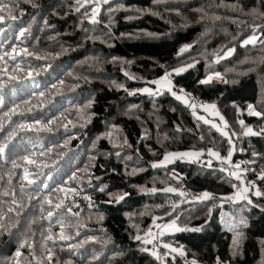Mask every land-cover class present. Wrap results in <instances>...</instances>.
<instances>
[{
  "label": "trees",
  "instance_id": "1",
  "mask_svg": "<svg viewBox=\"0 0 264 264\" xmlns=\"http://www.w3.org/2000/svg\"><path fill=\"white\" fill-rule=\"evenodd\" d=\"M74 2L72 0V4ZM32 3L37 7L33 8ZM72 4L70 0H31V3L19 0L11 9L15 19L7 18L5 14V21L0 23V55L10 52L13 47L18 50L28 47L29 52L34 53L33 56L17 55L16 61L8 57L0 61V99L4 102L0 107V124L3 125L0 144L5 142L9 129L15 128L16 131L5 154L0 157V176H3V180H0V211L6 212L11 204V197L2 195L5 191H15L17 203L24 204L19 215L13 212L7 221L0 220V224L9 226V231L0 235V258L8 260L14 256L17 233L21 229L27 230L26 224L33 218L39 221L31 225L32 231L37 234L41 226L48 223L39 218L46 216L49 206L45 205L41 214L40 202L27 201L30 190L20 192L24 167L28 168L30 178L35 181L32 188L42 184L52 188L72 187L69 177L87 165L90 156L100 153L90 169L91 183L106 185L109 193L128 195L118 203H110L111 197L104 192L85 187L88 177L83 178L78 190L83 188L84 193L90 194L94 206L87 208L80 197L64 200L65 206L76 200L79 208L74 207L73 212L83 211L79 217H75L62 208L56 211L53 219L63 214L66 222L79 219L86 227L66 228L67 235L77 230L81 233L75 239L58 240L55 247L52 242L47 243L54 252L51 264H65L68 260L71 264H161L150 255L154 242L145 244L135 240L134 235L146 237L147 230L155 227L153 216H163L158 220L168 222L171 219L166 215L169 201L179 206L178 225L187 228L206 226L200 232L183 231L158 237L157 251L161 255L167 251L162 247L163 243L183 248L187 254L185 258L171 254L163 264H184V259L191 261L193 258L199 264H217L218 259L222 264H264V211H261V207H264V181L257 177L264 169V136L242 135L244 129L238 123L244 120L245 125L254 132L264 127V119L250 116L247 112L249 105L257 110L264 108V61L251 63L264 53L252 45L239 46L245 36L264 27V18L245 14L253 6L258 7L259 0H178L171 3L110 0V5H101L97 17L100 23L97 25H91L88 20L81 24L80 13L74 10ZM109 6L115 11H108ZM233 7L243 11H232ZM201 8L207 12V16L202 17L196 11ZM138 9L141 11H136ZM173 9H179V14ZM129 16L133 19H128ZM229 18L243 23H233ZM109 20L112 21L110 26ZM28 27L31 35L26 32L25 37L21 38L19 31ZM84 28L96 30L85 33ZM259 35L264 38V31H260ZM86 36L99 38L85 39ZM236 36L239 39L234 40ZM21 39L25 43L22 44ZM234 45L236 50L233 55L217 62L214 53ZM182 48L187 50L181 52ZM63 49H67V52L58 58L44 59L49 53H58ZM35 55H40L42 59L36 60ZM113 58H116V62H112ZM85 60H88L87 64L81 63ZM143 62H151L161 71H141L139 65ZM17 64L19 69L15 67ZM191 64L195 66L172 76L177 88L183 89L189 96L199 97L207 104H216L228 124L229 135L233 131L237 133L233 137L237 151L232 155L230 165L242 162L248 167L246 161H255L250 166L254 171L244 174V184L249 187L247 195L257 207L241 213L248 223L240 230L237 248L233 247L235 237L225 223L238 216L236 210L243 201L214 204L210 216L206 215L205 203L211 204V201L185 202L203 192L217 198L233 195L236 190L232 184L240 182L228 171L219 170L225 169L222 166L225 164L213 161L209 168L204 162L180 160L164 168L150 167L152 162L161 161L164 154L173 152L204 151L205 157H208L207 150L211 149L226 157L228 144L222 141L227 138L211 124L195 117L192 109L167 92L150 98L146 94L129 95L124 91V88L129 91L140 89L147 81L163 75L165 69L172 71ZM4 68H7V73L3 71ZM125 72L133 78L125 76ZM216 72L224 77L222 82L213 78L208 84L200 83ZM69 74L87 76L88 80L85 82L81 79L79 86L73 89L70 85L76 81ZM12 76L16 79H11ZM61 80L65 81L63 85L59 83ZM225 80L228 82L225 83ZM113 81L115 85L124 87H116ZM53 83L57 84V89L52 88ZM41 92L44 93L43 97L39 96ZM90 99L92 107L87 110L90 122L86 126L73 128L69 125L65 129L52 125L53 131L43 130L48 119L69 111L75 112ZM17 105V113L23 115L11 116L9 123L4 112ZM34 118H38L41 125H36ZM69 118L74 119L72 116ZM19 123L31 125L32 130L19 129L16 127ZM37 127L41 130L36 131ZM105 136L108 138L105 139ZM200 136L204 137L203 141ZM23 156L37 161L39 167L26 165L21 159ZM128 156L132 158L128 159ZM12 161H16L20 167L13 169ZM141 167L147 170L129 174L133 168ZM9 172L13 176L11 185L8 183ZM173 172L177 179L172 178ZM79 175L84 177L82 172ZM23 183L27 185V181ZM255 186L261 191V197L252 194ZM140 187H173L187 195L142 193ZM40 191L44 193L45 189L41 187ZM60 196L63 198V194ZM53 201L59 202L56 197H53ZM157 205L162 207L158 208ZM100 216L103 219H98ZM185 218L188 221L186 224L182 223ZM59 231L60 225L55 224L52 233L55 235ZM90 237H95L97 242L85 243L77 248L69 247ZM145 248L147 252L143 251ZM21 251L24 255L19 258L20 264H36V259L46 256V252L37 251L36 257H33L27 248ZM97 256L99 258L95 259ZM43 264H49V261L44 259Z\"/></svg>",
  "mask_w": 264,
  "mask_h": 264
},
{
  "label": "snow or ice",
  "instance_id": "2",
  "mask_svg": "<svg viewBox=\"0 0 264 264\" xmlns=\"http://www.w3.org/2000/svg\"><path fill=\"white\" fill-rule=\"evenodd\" d=\"M19 0H0V23H3L7 18L9 19H15V16L12 15L11 9L15 7L18 4ZM25 3H31V0H24ZM157 3H162V2H178V0H156ZM70 4H72V0H70ZM110 5V0H75L74 4H72V7L74 10L78 13H80V22L81 24L85 21L88 20L91 25H97L100 23V21L97 19L101 12V5ZM32 7L35 8L37 5L35 3H32ZM84 9V11L81 12V9ZM232 11H243L241 9H237L233 7L231 9ZM108 11H115V9H112L111 6H109ZM136 11H141V10H136ZM173 11H176L177 14H179V9H173ZM196 11L200 12L203 16H207V12L201 8L197 9ZM156 14V13H153ZM250 16L254 17H260L264 18V0H259V6H253L251 10H249L247 13H245ZM220 17H215V19H219ZM128 19H133V17L129 16ZM233 23H243V21H239L235 18H229ZM111 20H109V25H111ZM262 23H264V19H262ZM45 26H47V22H44ZM95 28H84L83 31L85 33H89L92 31H95ZM260 31H264V27H261L258 31L251 32L248 36H245L244 39L240 41L239 46L246 47L248 45H252L254 47H257L262 53H264V38H261L259 35ZM28 32L29 35L30 33V27L28 28H23L19 31V36L21 38L25 37V33ZM49 38H54V37H49ZM99 37H93V36H86L85 39H98ZM233 39H239L238 36L233 37ZM21 43H25L24 39H21ZM111 46V45H109ZM186 48H182L180 51L184 52L186 51ZM236 50V46L234 45L231 48H221L218 50L217 53H214L215 58L217 62L221 59H225L227 57H230L233 55V53ZM67 52V49H63L61 52L58 53H49L46 57H44L45 60H48L50 58H58L60 55L64 54ZM223 53V55H221ZM17 55H23V56H33L34 53L29 52L28 47H24L22 49H17L13 47L10 52H4L2 55H0V61H4L5 57H8V59L12 61H16ZM34 58L36 60H41L42 57L40 55H35ZM92 59V58H89ZM259 61H264V55L260 56L259 58H254L251 63H256ZM112 62H116V58H113ZM248 62V61H246ZM83 64H87L88 60H85L81 62ZM50 66V64L48 65ZM194 64L187 65L186 67H178L173 69L172 71H169L168 69H165L164 71V76L158 80L154 81H148V84H155L157 87L155 90L151 87H144L141 89H138L136 91H129L128 89L124 88V91L127 92L129 95H136L137 93L141 94H146L150 98H155L158 96H162L165 94V91L173 96L177 101H181L186 107L190 108L193 110V114H195V109L198 106V102L196 103H189V94H186L183 89L179 90H174V85L171 82L172 76L179 75L187 70V67H194ZM16 69H19V64H17ZM99 70V69H97ZM251 70V69H249ZM3 71L7 73V68H4ZM27 75H31V73H26ZM125 76H127L129 79H132L133 77L129 76L127 72L124 73ZM72 76V79L76 81V83L70 85L71 88L75 89L76 87L79 86V81L83 79L85 82H87L88 77L87 76H78L74 74H69ZM11 79H16L15 76L10 77ZM213 78L216 79H224L221 73L216 72L213 75H208L206 79H203L200 81L201 84H208L211 82ZM228 81L225 80V83ZM235 82V81H233ZM61 85L65 83L64 80L59 81ZM115 85V81L112 82ZM118 88H123V85H115ZM53 89H57V84L53 83L52 84ZM59 91V89H58ZM179 93V94H178ZM40 97L44 96V93L41 92L39 94ZM26 103H28L26 101ZM4 104L3 100L0 99V107H2ZM200 107H203L205 111H208L209 109L212 110L214 115H219L218 110L216 109L215 104H202L199 105ZM19 106L17 105L16 107L10 108L7 111L4 112V115L9 118L8 122L11 123V116L13 115H23V113H17V108ZM92 107V100L90 99L87 103H85L82 107H79L75 110V112H67V113H62L61 116L55 117L48 119L47 125L43 127L44 131L51 132L53 131V128L51 127L52 125H57V127H64L65 129L68 128L69 125H71L73 128H75L77 125L80 127L86 126L87 123L90 122V118L87 115V110ZM248 115L250 116H255L261 119H264V108L257 110L254 108L252 105H249L247 109ZM72 116L74 119H70L69 117ZM220 119L223 121V117L221 116ZM35 124L36 125H41V121L38 118H34ZM60 121L58 124L57 122ZM204 123H209V121L205 120ZM239 125L243 127L244 131L242 135H261L264 136V127L260 128L258 131L254 132L251 127H248L245 125L244 120H239ZM21 130H32V126L24 123H19L16 125ZM212 127L218 128L219 126L216 125L215 123L212 124ZM223 127H227V122L224 121ZM36 131H40L41 128L37 127L35 129ZM0 131H3V125L0 124ZM179 131V129H177ZM6 135V140L3 144H0V157H2L5 154L6 149L8 148V143L11 142V140L14 138L16 135L15 128L9 129V131L5 134ZM222 136L226 137V142L228 144V149H227V156L226 157H221L218 151H213L211 149L207 150V155L209 157H214L217 160H220L221 164L225 163H231V157L232 155L237 151V145L233 143V137L237 135L235 131L232 132L231 135L227 131H224L221 133ZM105 139L108 137L105 136ZM167 139V137H165ZM204 137L200 136V140L203 141ZM67 141L65 142V147L67 146ZM163 146V145H162ZM93 148H95V143H93ZM48 151H51V149H48ZM100 153H94L92 156L89 157V162L87 165H85L82 169L79 170V172H74L70 177L69 180L73 183L72 187H68L67 185L65 187H58V188H52L48 184H42L38 185L35 188H32L31 186L35 183L33 179L30 178V173L28 171L27 167H24V172L23 175L20 178V192L24 193L26 189L30 190L31 194L27 195V201L31 203L33 200H36L40 202V208L39 211L41 214L44 213V206L47 205L49 206V210L47 211L46 216L41 215L39 219L46 220L48 223L47 225H42L41 229L39 230V234L37 232H33L31 225L32 224H37L39 221L37 218H33L29 223L26 224V229H21L17 233L16 236V244L17 248L14 253V256L10 257L8 260L0 258V264H20L19 258L24 255V252H22V249H29V255L36 257V252H46V256H42L41 258L36 259V264H43L44 259L49 261V264L53 261V248L48 247L47 243L50 241L52 242L53 247L56 246L57 241H69L71 239H75L76 237H79L81 233L77 230L74 232L72 235H67L66 234V228L68 227H73L76 229L86 227V224L82 223L79 219L77 220H68L67 222L65 221V216L63 214L56 216L55 220L53 219L56 211L64 208L67 213H71L75 217L80 216V212L83 211V209H80V211L73 212V208H79V203L76 202V200H72L71 203L68 206H65L64 200L68 199L69 197H80L83 201L86 202L85 206L87 208H91L94 206L93 201L91 200V195L88 193H84L83 188H79L78 186L80 185L81 181L83 178L88 177V182L85 185L87 188H91L93 191H99V192H104L105 195H108L111 197L109 202H120L126 198L128 195L127 193H120V194H113L107 192V186L106 185H93L91 183V178H90V169L91 167H94L93 161L95 160L96 155H99ZM155 155V153H153ZM204 151H193V152H173V153H166L163 155V159L159 162H152L150 167L153 169L157 168H164L166 167L167 164L169 163H174L177 160H186L191 158L192 162H196L200 159V157L204 156ZM119 155V153H117ZM131 156H128V159H131ZM25 161L26 165H36L39 167L37 164V161L32 159L29 156H23L21 157ZM139 159V158H138ZM255 163L254 160H249L246 161L245 164L248 165V167L244 168L243 171H254L250 166ZM12 167L13 169L20 167V165L16 161H12ZM207 167L211 168L212 167V160L209 159L207 161ZM240 164H233L232 168L229 169V174L231 176L235 177V180L239 181L240 184L244 183V180L242 179V175L240 172L234 171L233 169H240ZM147 169L144 167H141L139 169L133 168L132 172L129 174H135L137 171H146ZM215 170V169H213ZM221 172L225 171L224 168L219 169ZM83 173L84 177H81L79 173ZM257 177L260 181H264V169H262L258 174ZM172 178L177 179L176 174L173 172L172 173ZM13 176L12 173H8V183L11 185ZM50 179V177H49ZM98 179V178H97ZM0 180H3V176H0ZM27 181V185H25L23 182ZM161 183H165L162 181ZM251 183V182H249ZM240 184H232V187L236 190L233 195H226L224 197H214L208 192H203L199 195L192 196L191 201H185L187 202H196L199 201L201 203L211 201L212 203H205V209H206V215L210 216L211 215V208L214 204H217L219 202H227L229 204L236 203L238 201H243L244 203L241 204V206L236 210L238 213V216L234 219H231L225 223V227L232 232L233 236L235 237L232 241L233 247L237 248L239 246V237L241 236V229L244 227H247V219L245 218L244 215H241V213H244L245 211H251L253 207H257V204L253 202L251 198L247 195V193L250 191L249 187H240ZM41 187L45 189L44 193H41L40 189ZM139 191L142 193H149V194H156L158 192H163V193H177L179 196H186L187 193L184 191H179L177 192L176 188L173 187H164L163 189H157L156 187L152 188H146V187H140ZM84 193L83 195H81ZM60 194H63V198H61ZM252 194L255 197H261L262 193L258 189H252ZM3 196L11 197V204L7 208L6 212L0 211V220L7 221L9 219V215L15 212L17 215H19L20 209L24 208V204H19L17 203L16 199V192L15 191H5ZM53 197H56V199L59 202L54 203ZM170 207L168 208L166 215L171 217V219L164 223L163 225H156L155 221L157 219H163V216L156 217L153 216V225L155 227L161 228V231L155 235L152 233V229L149 228L146 233V237H142L139 234L134 235V239L137 241H141L145 244H149L152 242L153 239H156L158 236L164 235L165 232H183V231H192V232H200L206 225H201L197 226L194 228H187L178 225L177 221L180 219V212L177 211L178 205L172 203L169 201ZM14 206V207H13ZM222 206V203L220 204ZM156 207H162L161 205H157ZM261 211H264V207H261ZM143 214V213H142ZM131 218V217H130ZM98 219H103L102 216H100ZM187 218L182 222L186 224ZM55 224L60 225V231L57 234L52 233V227L55 226ZM138 230V229H137ZM9 231V226L4 223L0 224V235H2L4 232ZM139 231V230H138ZM96 243L97 240L95 237H90V238H85L83 239L79 244L76 245H69L71 248H77V247H82L83 244L85 243ZM106 243V242H105ZM162 247L167 249V251L161 255L157 251V245L153 244L152 250L150 252V255L152 257H155L157 261H161V264H163L165 258L170 256L171 254H176L181 258L186 257V253L183 250V248L180 247H173L170 243H163ZM63 250V248L61 249ZM143 251H148V249H143ZM235 254V253H234ZM99 257H95V259H98ZM173 259L176 258V256H172ZM58 264V262H57ZM65 264H71V261H65ZM185 264H196L195 259L193 258L191 261L185 260ZM217 264H222V262L217 260Z\"/></svg>",
  "mask_w": 264,
  "mask_h": 264
},
{
  "label": "rangeland",
  "instance_id": "3",
  "mask_svg": "<svg viewBox=\"0 0 264 264\" xmlns=\"http://www.w3.org/2000/svg\"><path fill=\"white\" fill-rule=\"evenodd\" d=\"M139 69L141 70V71H149V72H153V73H156V72H159V71H161V68L159 67V66H157V65H155V64H153V63H151V62H143V63H141L140 65H139ZM184 73V72H183ZM182 74V73H181ZM164 76V74L163 75H161V76H159V77H157L156 79H153V80H149V81H154V80H158V79H160V78H162ZM215 80V79H214ZM215 81H217V80H215ZM148 82V81H147ZM146 82V84H144L143 86H141L140 87V89L141 88H144V87H151V88H153V90H155L156 89V85L155 84H148ZM171 82H172V84L174 85V90H179L178 88H177V86H176V84L174 83V80H173V77L171 78ZM217 82H219V81H217ZM166 92V91H165ZM179 94V93H178ZM204 101V100H203ZM205 102V101H204ZM205 104H207V102H205ZM208 104H214V103H208ZM216 105V104H215ZM216 109L218 110V107H217V105H216ZM193 111V110H192ZM218 113H219V115H214L213 114V112H212V110L211 109H209L208 111H205L204 110V108L203 107H200V106H197V108L195 109V117H197L198 119H200V120H202V121H205V120H207V121H209V123L208 124H213V123H215L216 125H218L219 127L218 128H216L217 130H219L221 133L222 132H224V131H227V127H223V125H224V121H226L225 119H224V117H223V115L219 112V110H218ZM223 117V121L220 119V117ZM227 126H228V124H227ZM182 152H193V151H182ZM209 159H211L212 160V162L213 161H217V162H219L220 160H217V159H215L214 157H205V155L204 156H202V157H200V159L198 160L199 162H204V163H207L206 161H208ZM185 161H188V162H191L192 161V159L191 158H189V159H186ZM177 162L179 163L180 162V160H177ZM235 164H240V169H233L234 171H237V172H240L241 173V175H242V179L245 181V177H244V174H246L247 172H244L243 171V169L244 168H246L245 166H244V164L242 163V162H237V163H235ZM222 166H225L226 168H225V170L226 171H228L229 169H231L232 168V165H230V163H225V165H222ZM229 172V171H228ZM234 177V176H233ZM235 178V177H234ZM243 187H248V186H246L244 183L242 184V188ZM255 189H257V186H255ZM239 202V201H238ZM164 223H166V222H160L158 219L155 221V224L156 225H163ZM157 228V230L158 231H153L152 230V233H153V235H155V234H157V233H159L160 231H161V228H159V227H156ZM173 233H178V232H171V231H169V232H165L164 234H173ZM159 238L161 237V236H158ZM156 238V239H159V238ZM156 239H153L152 240V242L151 243H149V244H152ZM196 264H199V263H196Z\"/></svg>",
  "mask_w": 264,
  "mask_h": 264
},
{
  "label": "built area",
  "instance_id": "4",
  "mask_svg": "<svg viewBox=\"0 0 264 264\" xmlns=\"http://www.w3.org/2000/svg\"><path fill=\"white\" fill-rule=\"evenodd\" d=\"M215 80H217V81H219V82H222L221 79H215ZM196 102H198V106H199V105H202V104H205V102H204L202 99H200L199 97H196V96H190V98H189V103H196ZM153 230L158 231L156 227H153ZM154 244L157 245V244H158V240H155V241H154ZM185 260H187V259H184V264H185ZM188 261H190V260H188Z\"/></svg>",
  "mask_w": 264,
  "mask_h": 264
}]
</instances>
